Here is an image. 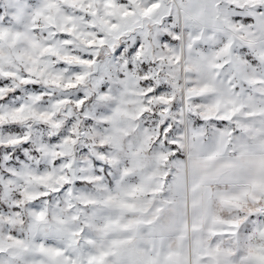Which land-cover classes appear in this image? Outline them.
Returning a JSON list of instances; mask_svg holds the SVG:
<instances>
[{
	"label": "snow or ice",
	"instance_id": "obj_1",
	"mask_svg": "<svg viewBox=\"0 0 264 264\" xmlns=\"http://www.w3.org/2000/svg\"><path fill=\"white\" fill-rule=\"evenodd\" d=\"M0 264H264V0H0Z\"/></svg>",
	"mask_w": 264,
	"mask_h": 264
}]
</instances>
